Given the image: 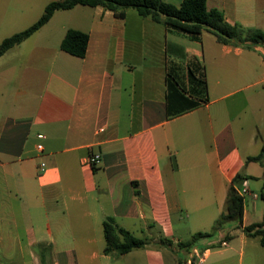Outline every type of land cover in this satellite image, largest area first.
<instances>
[{"label":"crops","instance_id":"1","mask_svg":"<svg viewBox=\"0 0 264 264\" xmlns=\"http://www.w3.org/2000/svg\"><path fill=\"white\" fill-rule=\"evenodd\" d=\"M94 7L85 26L63 24L56 34L87 32L84 57H65L45 80L34 63L6 90L0 71V264H167V248L178 264L176 252L192 251L179 246L188 241L180 228L191 237L211 231L237 173L259 196L244 198L243 225H228L226 245L224 231L200 240L196 264H264L260 236L243 230L264 220V158L247 161L264 145V46L220 43L208 30L194 38L133 8L117 18ZM207 7L264 31V0H207ZM58 11L32 35L56 26ZM193 58L215 84L213 98L168 118L167 75L203 97L189 74ZM90 151L101 155L95 170L85 162ZM108 217L145 245L106 254ZM162 236L171 244H160Z\"/></svg>","mask_w":264,"mask_h":264},{"label":"trees","instance_id":"2","mask_svg":"<svg viewBox=\"0 0 264 264\" xmlns=\"http://www.w3.org/2000/svg\"><path fill=\"white\" fill-rule=\"evenodd\" d=\"M79 4L93 7L102 6L113 11L117 18H124L126 10L133 8L141 16L150 17L168 29L182 32L194 38H198L204 30H208L215 35L220 43L246 47L264 46V31L262 29L257 27L246 28L238 24H231L219 8L208 9L207 0H183L180 5L169 3L166 0H53L45 6L43 14L33 24L5 37L0 42V56L29 38L50 20L56 10L70 9ZM89 39L90 36L87 32L70 28L62 38L60 48L71 55L82 58L87 53ZM188 69L192 80L200 84L202 89L206 91L207 83L203 61L199 58H193L189 62ZM166 85V116L168 118L190 111L207 100L206 97L188 95L178 82L169 75L166 77ZM263 158L264 145L257 155L249 156L247 161H259L262 163ZM92 167L93 170L96 169V166ZM244 178L242 173H237L233 178L228 188L224 209L215 220L212 230L194 233L190 240L178 243L181 248L189 251L194 246L200 247V240L210 239L221 231L225 232L223 240H228L230 238L229 232H227L228 225L230 223H235L240 227L243 225L245 199L239 190L242 187ZM103 228L105 236L104 252L106 254L121 255L131 251L133 248L142 247L146 243L144 239L135 236L132 232L120 226L113 217H108L104 221ZM243 230L250 236L259 235L261 244L264 247V220L245 225ZM159 242L164 245L171 244L170 240L164 238H160ZM179 260V264H183L182 259ZM43 264H46L45 260Z\"/></svg>","mask_w":264,"mask_h":264},{"label":"rangeland","instance_id":"3","mask_svg":"<svg viewBox=\"0 0 264 264\" xmlns=\"http://www.w3.org/2000/svg\"><path fill=\"white\" fill-rule=\"evenodd\" d=\"M50 1L51 0H0V42L5 37L27 28L32 22L34 15L42 13L45 5ZM94 14L95 7L85 5H77L72 9L59 10L51 24L56 26L53 28L48 27L42 32L32 35L19 45L14 46L0 59V71L4 74L5 78L2 87H4L5 90L8 86L13 88L15 80L19 77L18 73L25 67L29 68L30 65L34 63L37 66V70H41L44 80L50 75L55 76L59 70V64L65 62V57H73L60 48L61 37H58L60 36L58 31L59 27L63 24L69 26L73 24H78L80 27L85 26L81 25L85 20L84 16H92ZM138 71L141 73L143 68L141 66L138 67ZM140 76L141 74H139V77ZM206 83L208 92L203 91L202 98H207L208 95L210 100L213 98L211 87L215 84L207 80ZM2 87H0V95L3 91ZM250 92L251 90L248 91V93ZM2 109V99L0 98V110L2 111ZM204 146L206 147L205 143ZM252 185L256 188L254 182ZM245 197L247 196L245 195ZM163 236L161 238L165 239ZM180 236L183 240L191 239L190 234L183 228H180ZM170 239L171 237H168L167 240ZM165 254L167 264H175L174 254H172L168 248ZM175 256L182 259L181 261L183 264H189V256L186 258V254L182 251L176 252ZM124 263L129 264V261L126 260L125 262L124 260ZM137 264H143V262L140 260Z\"/></svg>","mask_w":264,"mask_h":264},{"label":"built area","instance_id":"4","mask_svg":"<svg viewBox=\"0 0 264 264\" xmlns=\"http://www.w3.org/2000/svg\"><path fill=\"white\" fill-rule=\"evenodd\" d=\"M44 137H45L44 134H38V138L42 139ZM38 148L43 149L42 143L38 144ZM100 160H101L100 153H96L93 151H90L88 156L85 158V162L91 166H97L99 164ZM45 168H46V163L42 162L40 164V170L43 171V170H45ZM239 192L241 195H243L244 198H245V195L246 196L251 195L253 198H256L259 196V193L254 192V191H250L246 187L240 188ZM221 243L223 245H226L227 240H222ZM202 259H203V255L201 254L199 247H197V246L193 247L192 251L189 255V258H188L189 264H191V263L196 264L197 262L202 261Z\"/></svg>","mask_w":264,"mask_h":264}]
</instances>
